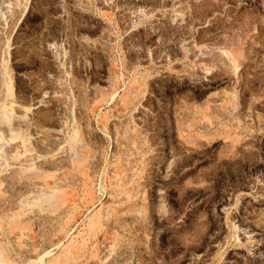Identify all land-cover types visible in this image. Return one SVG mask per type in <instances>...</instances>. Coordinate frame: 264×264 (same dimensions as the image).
I'll return each instance as SVG.
<instances>
[{
  "label": "rangeland",
  "instance_id": "rangeland-1",
  "mask_svg": "<svg viewBox=\"0 0 264 264\" xmlns=\"http://www.w3.org/2000/svg\"><path fill=\"white\" fill-rule=\"evenodd\" d=\"M0 254L264 264V0H0Z\"/></svg>",
  "mask_w": 264,
  "mask_h": 264
},
{
  "label": "bare ground",
  "instance_id": "bare-ground-1",
  "mask_svg": "<svg viewBox=\"0 0 264 264\" xmlns=\"http://www.w3.org/2000/svg\"><path fill=\"white\" fill-rule=\"evenodd\" d=\"M41 99V98H40ZM40 99L38 98L33 104H35V105H39V101H40ZM41 102V101H40ZM18 121H19V123L20 124H23L25 127H28L30 124V122L28 121V118L26 117V116H20V117H18ZM29 128V127H28ZM54 192H52V194H53ZM51 194V195H52ZM48 195V194H47ZM55 195V194H54ZM49 196V195H48ZM42 197V196H41ZM44 199V198H43ZM45 199H47V198H45ZM53 198H51V200H52ZM45 201H47V200H45ZM52 203V202H51ZM47 205V204H46ZM0 257H2L1 256V254H0ZM0 259H2V258H0ZM4 259V258H3ZM0 264H3L1 261H0Z\"/></svg>",
  "mask_w": 264,
  "mask_h": 264
}]
</instances>
